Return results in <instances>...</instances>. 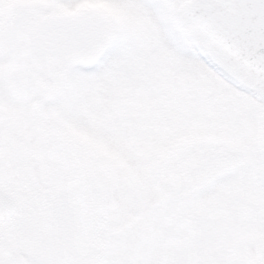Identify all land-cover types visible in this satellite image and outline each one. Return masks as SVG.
Masks as SVG:
<instances>
[{
    "label": "snow or ice",
    "instance_id": "snow-or-ice-1",
    "mask_svg": "<svg viewBox=\"0 0 264 264\" xmlns=\"http://www.w3.org/2000/svg\"><path fill=\"white\" fill-rule=\"evenodd\" d=\"M0 264H264V0H0Z\"/></svg>",
    "mask_w": 264,
    "mask_h": 264
}]
</instances>
